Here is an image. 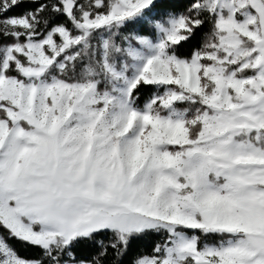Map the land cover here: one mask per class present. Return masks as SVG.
Here are the masks:
<instances>
[{
  "label": "snow or ice",
  "instance_id": "1",
  "mask_svg": "<svg viewBox=\"0 0 264 264\" xmlns=\"http://www.w3.org/2000/svg\"><path fill=\"white\" fill-rule=\"evenodd\" d=\"M0 264H264V0H0Z\"/></svg>",
  "mask_w": 264,
  "mask_h": 264
}]
</instances>
